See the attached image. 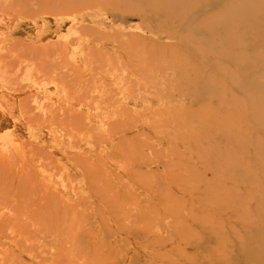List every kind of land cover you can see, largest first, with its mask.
<instances>
[{
    "label": "rangeland",
    "instance_id": "1",
    "mask_svg": "<svg viewBox=\"0 0 264 264\" xmlns=\"http://www.w3.org/2000/svg\"><path fill=\"white\" fill-rule=\"evenodd\" d=\"M0 264H264V0H0Z\"/></svg>",
    "mask_w": 264,
    "mask_h": 264
},
{
    "label": "bare ground",
    "instance_id": "2",
    "mask_svg": "<svg viewBox=\"0 0 264 264\" xmlns=\"http://www.w3.org/2000/svg\"><path fill=\"white\" fill-rule=\"evenodd\" d=\"M24 97V96H23Z\"/></svg>",
    "mask_w": 264,
    "mask_h": 264
}]
</instances>
